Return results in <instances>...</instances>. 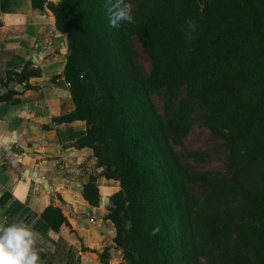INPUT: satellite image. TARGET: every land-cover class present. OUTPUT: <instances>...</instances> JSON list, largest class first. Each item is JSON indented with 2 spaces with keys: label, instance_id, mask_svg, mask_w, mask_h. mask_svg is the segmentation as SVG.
Returning <instances> with one entry per match:
<instances>
[{
  "label": "trees",
  "instance_id": "trees-1",
  "mask_svg": "<svg viewBox=\"0 0 264 264\" xmlns=\"http://www.w3.org/2000/svg\"><path fill=\"white\" fill-rule=\"evenodd\" d=\"M47 6L67 35L64 77L75 103L74 112L56 120H85L88 132L78 144L94 149L101 176L120 182L109 208L115 243L124 250L119 264H264V0ZM133 36L152 59L148 77L133 57ZM5 78L31 86L25 70L6 77L0 71ZM94 80L100 94L91 99ZM154 93L165 97V115ZM196 118L223 139L230 175L198 170L186 161L198 152L175 148ZM95 180L84 187L93 204ZM8 199L4 194L0 203ZM40 216L57 232L67 221L54 205ZM36 217L0 237V258Z\"/></svg>",
  "mask_w": 264,
  "mask_h": 264
},
{
  "label": "crops",
  "instance_id": "crops-1",
  "mask_svg": "<svg viewBox=\"0 0 264 264\" xmlns=\"http://www.w3.org/2000/svg\"><path fill=\"white\" fill-rule=\"evenodd\" d=\"M46 1V2H45ZM33 0H0V71H26L28 82L0 80V237L31 213L29 227L0 258V264H119L117 229L109 218L111 197L120 191L101 176L94 149L78 144L88 132L85 120L57 121L75 111L64 70L68 56L65 33L47 6ZM96 177L98 203L84 196ZM49 205L63 210L67 221L53 230L40 216ZM107 250V252H105ZM105 252L104 255H102Z\"/></svg>",
  "mask_w": 264,
  "mask_h": 264
},
{
  "label": "rangeland",
  "instance_id": "rangeland-1",
  "mask_svg": "<svg viewBox=\"0 0 264 264\" xmlns=\"http://www.w3.org/2000/svg\"><path fill=\"white\" fill-rule=\"evenodd\" d=\"M53 2L56 4L59 2V0H53ZM137 4L138 2H129L128 7L131 9L136 8ZM129 45L132 50L133 57L140 70L146 77H148L151 74L153 64L152 59L145 51L142 42L137 36H133L129 39ZM69 53L70 50L68 46V54ZM92 85L95 86L96 92L94 93L93 90H91L88 98L94 99L100 94V92H97L99 89V84L96 80H94ZM151 98L158 112L161 115H165V97L161 93H154ZM175 148L180 152H198L199 156L189 157L186 159V161L192 163L198 170L216 171L225 175H230L228 168V148L224 144L223 139L213 134L211 129L201 118L195 119L192 128L184 139L183 143L176 145ZM116 183H118V186H120L119 181H116ZM115 247L121 255V261H123L124 250L118 245H115ZM202 264L213 263L203 260Z\"/></svg>",
  "mask_w": 264,
  "mask_h": 264
}]
</instances>
